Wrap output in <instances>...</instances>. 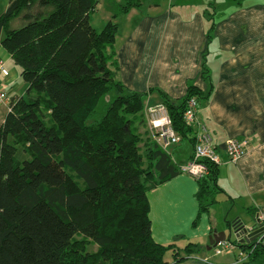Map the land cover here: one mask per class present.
I'll use <instances>...</instances> for the list:
<instances>
[{
  "label": "trees",
  "instance_id": "trees-1",
  "mask_svg": "<svg viewBox=\"0 0 264 264\" xmlns=\"http://www.w3.org/2000/svg\"><path fill=\"white\" fill-rule=\"evenodd\" d=\"M106 1L113 15L101 30L92 24L99 0H9L0 14L1 45L29 86L0 127V264H165V252L174 249L179 264L204 250L189 242L179 256L176 242L154 240L148 195L183 174L193 157L177 163L155 134L137 127L157 93L160 103L151 108L167 110L176 146L187 142L195 150L202 124H188L185 115L195 101L197 116L211 94L191 83L180 100L128 89L118 78L113 19L160 0ZM204 16L211 38L215 14ZM202 77L210 78L206 68ZM55 159L66 170L58 185L45 174ZM202 162L209 172L197 179L195 198L209 213L223 191L221 163ZM96 189L99 206L87 193ZM232 243L247 255L237 264L264 260V245Z\"/></svg>",
  "mask_w": 264,
  "mask_h": 264
},
{
  "label": "crops",
  "instance_id": "crops-1",
  "mask_svg": "<svg viewBox=\"0 0 264 264\" xmlns=\"http://www.w3.org/2000/svg\"><path fill=\"white\" fill-rule=\"evenodd\" d=\"M102 1L99 0L100 5L106 3L110 10L108 1ZM244 1L160 0L157 5L132 9L127 15L113 19L118 25L115 41L118 78L128 89L139 93L162 90L171 99L180 100L187 95L191 83L211 94L199 109L197 121L210 132L212 145L220 157L218 183L230 197L231 208L222 214L220 222L213 212L218 208L216 204L209 213L200 212L195 198L198 178L188 174L175 177L148 195L152 235L157 243L178 244V237H187L185 240L204 247L179 264L240 263L235 254L240 248L232 243L236 241V229L230 223L239 221L251 227L258 222L259 210L264 209V2L244 5ZM226 5L230 10L223 18L221 7ZM101 11L98 7L92 22ZM211 12L215 14L216 28L208 38L209 23L204 15ZM112 15L111 11L104 13L96 28H103ZM1 40L2 37L0 58L10 75L0 77V86L13 99L26 97L29 86L21 79L18 66L3 49ZM203 68L210 73L209 79L202 77ZM158 103L157 93L150 94L146 113L137 127L142 135L154 134L153 120L147 111ZM9 113L7 106L0 105V127ZM231 138L249 143L247 152L236 162L229 161L225 149ZM188 147L189 151L180 145L166 149H170L177 163L185 164L194 154V147ZM97 190L99 203L94 204L99 206L101 192ZM236 205L239 210L234 213ZM214 232H225L234 248L218 255L208 254L206 247ZM185 240L176 247L179 256H185ZM240 252L246 255L243 250ZM170 254L165 264H174L173 251Z\"/></svg>",
  "mask_w": 264,
  "mask_h": 264
},
{
  "label": "built area",
  "instance_id": "built-area-1",
  "mask_svg": "<svg viewBox=\"0 0 264 264\" xmlns=\"http://www.w3.org/2000/svg\"><path fill=\"white\" fill-rule=\"evenodd\" d=\"M9 75L10 71L6 68L5 62L0 59V77H9ZM15 100L16 99H13L7 90L0 86V105L7 106L9 112H12ZM196 112V102L191 101L189 104V110L185 115V120L188 124L196 122ZM149 114L153 120V130L159 145L164 149L170 146L178 145L180 143V137L173 128L172 121L167 110L164 107L155 109L151 108L149 110ZM248 145L249 143L247 140H237L233 138L228 139L225 144V149L229 160L236 162L238 159H240L247 152ZM203 160H208L215 164L221 163L220 157L212 145V137L204 125L200 127V133L198 134L193 160L181 168L182 173L188 174L198 179L205 177L209 170L208 167L202 162ZM257 220L261 226L264 227V209H260L257 213ZM255 243L257 245H264V233L259 236ZM222 247L234 248V246L228 242H221L215 248L217 255L222 253ZM244 257L246 259L247 255Z\"/></svg>",
  "mask_w": 264,
  "mask_h": 264
},
{
  "label": "rangeland",
  "instance_id": "rangeland-1",
  "mask_svg": "<svg viewBox=\"0 0 264 264\" xmlns=\"http://www.w3.org/2000/svg\"><path fill=\"white\" fill-rule=\"evenodd\" d=\"M102 1V0H101ZM163 1V0H162ZM8 2H9V0H0V14L1 13H3V12H5L6 11V9H7V6H8ZM102 2H104V1H102ZM256 2H264V0H245L243 3H244V5H250V4H252V3H256ZM98 7H99V9L101 10L102 9V11L100 12V14H99V18H98V15H97V19H96V21H94V22H92V24L95 26V27H97V26H100L99 25V23H97V20H99V19H101L103 16H104V13H109L110 11H111V9L110 10H108V7H107V5H106V3L105 4H102V5H100V3H99V5H98ZM222 8V14H220V16L221 17H226V16H228V14H229V10H230V7L229 6H223V7H221ZM217 18H218V15H217ZM15 27L16 28H18V27H20V25L19 24H16L15 25ZM99 30H101L100 28H98ZM4 53H5V51H4ZM6 55H7V53H5ZM151 108V107H150ZM188 143L187 142H184V143H182L181 145H180V148H182L183 150H185V151H189V147H188ZM66 170L65 169H63L61 166H60V164H59V161L57 160V159H55L47 168H46V170H45V174L56 184V185H58V184H60V183H62L64 180H65V176H66ZM68 172H70L69 170H68ZM225 176H226V178H227V175H223L222 177L225 179ZM79 181V180H78ZM224 182V181H223ZM232 184H233V182H232ZM99 193H100V191L99 190H97ZM87 193H89V192H87ZM89 196H90V199H91V201L93 202V203H96V204H98L99 203V199H98V197H97V192H96V190H95V192H92L91 191V195L90 194H88ZM216 197H217V200L218 199H223V200H225L224 202H222V203H220L219 201H218V203L216 204V207H218L216 210H213V212H214V216H215V219H217V221L218 222H220L219 220L220 219H222V214H224V213H227L228 211H229V209L231 208V205H232V203H229V202H231V200L229 201V199H230V197L228 196V195H226V193L225 192H219L218 194H216ZM226 200H228V201H226ZM243 202H244V200H242ZM218 205H222V206H218ZM239 210V205H236V207H235V210H234V213L236 212V211H238ZM212 212V213H213ZM233 215V214H232ZM184 237V236H183ZM182 237V238H183ZM181 237H178V246H180L181 244H183V240H185V239H187V237H184L185 239H180ZM180 239V240H179ZM190 242V240L188 241V240H185V243H184V245L185 244H187V243H189ZM203 245H204V242L202 243ZM223 248V252L225 253L227 250H231V249H227V248H225V247H222ZM171 251H173V253L174 252H176V250L174 249V250H169V251H166L165 252V254H164V258H166L167 256H170L171 254H170V252ZM214 253H215V250L213 251H209L208 252V254H210V255H214ZM235 254L238 256L237 258H239V261L241 262V261H244L245 260V254L242 252H240V249H238V250H235ZM232 255V254H231ZM165 261H166V259H165ZM258 264H264V260H262V261H260Z\"/></svg>",
  "mask_w": 264,
  "mask_h": 264
},
{
  "label": "water",
  "instance_id": "water-1",
  "mask_svg": "<svg viewBox=\"0 0 264 264\" xmlns=\"http://www.w3.org/2000/svg\"><path fill=\"white\" fill-rule=\"evenodd\" d=\"M264 233V227L261 226L259 222H256L253 226L249 227L248 225L242 224L241 227L236 230L235 236L236 239H239L241 244H250L255 242L259 236ZM221 242H228V237L225 232L217 234L214 232L209 237V245L206 247L207 251L212 250Z\"/></svg>",
  "mask_w": 264,
  "mask_h": 264
}]
</instances>
